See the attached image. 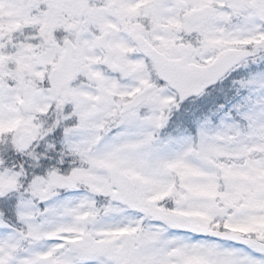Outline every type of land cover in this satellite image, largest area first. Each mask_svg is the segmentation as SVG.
I'll return each instance as SVG.
<instances>
[{
    "label": "snow or ice",
    "instance_id": "obj_1",
    "mask_svg": "<svg viewBox=\"0 0 264 264\" xmlns=\"http://www.w3.org/2000/svg\"><path fill=\"white\" fill-rule=\"evenodd\" d=\"M0 264H264V0H0Z\"/></svg>",
    "mask_w": 264,
    "mask_h": 264
}]
</instances>
